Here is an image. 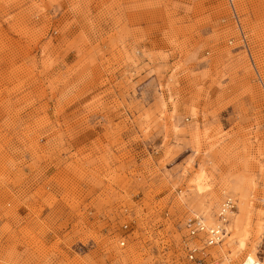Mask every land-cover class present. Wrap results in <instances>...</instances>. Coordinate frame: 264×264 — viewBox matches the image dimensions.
<instances>
[{
    "label": "rangeland",
    "instance_id": "rangeland-1",
    "mask_svg": "<svg viewBox=\"0 0 264 264\" xmlns=\"http://www.w3.org/2000/svg\"><path fill=\"white\" fill-rule=\"evenodd\" d=\"M223 191L255 225L264 0H0V264H175Z\"/></svg>",
    "mask_w": 264,
    "mask_h": 264
},
{
    "label": "bare ground",
    "instance_id": "bare-ground-1",
    "mask_svg": "<svg viewBox=\"0 0 264 264\" xmlns=\"http://www.w3.org/2000/svg\"><path fill=\"white\" fill-rule=\"evenodd\" d=\"M222 194H223L222 196L223 200L213 221H210V219L212 220V217L208 216L207 213H201V214L195 213L193 217H191V218L198 217V219L201 218V220L203 221L206 227V231H203L197 237H194L193 241H191L190 243V246L198 248L203 252V256L207 258V264H220V261L214 255L212 249L214 247L221 246L224 243L225 239L229 237V235L233 232V227H234L235 237H238V241H236L235 243L236 244L235 252L232 251L231 254L230 251L228 256L224 258V261L230 264L233 261V259L231 258L232 255L234 253H235L234 255H236V253H243L246 249V246H248L247 250H249L248 251L249 255L245 257V259L241 264H252V263L264 264V259H262V257L260 256L261 247L264 244V205H263L264 197L261 202L262 207L260 209V213L258 214V219L256 221V224L254 225L252 222L250 212L247 213L246 215H243L242 219L240 220H238V218L236 219L238 214L237 212H239V210L237 211L238 209L237 198L234 195L228 193L227 191H223ZM228 198H232L233 201L232 204L236 206V209H234L233 211L227 207L226 199ZM224 207L225 209L223 210ZM251 210L252 209H250V211ZM225 217H228V219L224 220ZM211 237H213L217 241L214 242L213 244H210L208 242L206 245L207 240H210ZM231 237L232 235L230 236L229 242L233 240L231 239ZM124 239L120 241L121 245L122 242L124 243L122 246L126 244V240ZM189 242H190L189 232L186 229V233L182 237L180 243L181 250L183 251L184 256L186 255V253L185 250L183 249L184 247H186V243ZM184 256L179 258V260L183 259Z\"/></svg>",
    "mask_w": 264,
    "mask_h": 264
},
{
    "label": "built area",
    "instance_id": "built-area-1",
    "mask_svg": "<svg viewBox=\"0 0 264 264\" xmlns=\"http://www.w3.org/2000/svg\"><path fill=\"white\" fill-rule=\"evenodd\" d=\"M227 207L230 208L232 211L236 209V206L232 204V198L226 199ZM264 205V204H263ZM225 207L223 208V210ZM225 213V212H224ZM228 217H225L224 220H227ZM227 223V222H224ZM185 228L189 232V237H190V242L186 243V247H184L183 250H185L186 255L184 256L183 259H180L179 261L175 262V264H207V258L203 256V252L199 250L198 248L191 247L190 243L193 241L194 237H197L200 233L203 231H206V227L203 223V221L198 219V217L190 218L186 221L185 223ZM124 231H129V224H124L123 225ZM213 231V230H212ZM211 231V233H212ZM213 237L210 238V240H207V243L209 242L210 244H213L216 242ZM124 243L122 242V245ZM262 255V254H261ZM254 264V263H252ZM255 264H260V263H255Z\"/></svg>",
    "mask_w": 264,
    "mask_h": 264
}]
</instances>
